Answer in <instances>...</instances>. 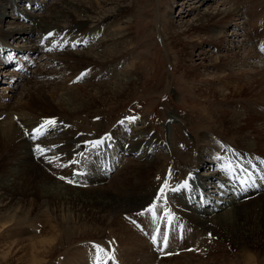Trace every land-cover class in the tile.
Returning <instances> with one entry per match:
<instances>
[{
  "label": "bare ground",
  "instance_id": "1",
  "mask_svg": "<svg viewBox=\"0 0 264 264\" xmlns=\"http://www.w3.org/2000/svg\"><path fill=\"white\" fill-rule=\"evenodd\" d=\"M136 1L55 0L45 7L48 15L29 13V16L25 13L27 9H31V12L34 7L39 9L42 7L41 1L37 3L34 0H23L26 7L25 12H22L15 6L16 0H0V25L2 16H6L9 9V12L18 14L19 19L32 23L16 25L7 30L0 28V65L4 69L9 67L6 70L9 73L5 77L0 76V83L7 80L5 84L2 82L0 89V161H3L0 167V214H6L4 218L0 216V259L5 264H48L44 260L50 256L53 239L40 240L32 237V234L37 232L38 224L48 222L53 214H56L60 223H68L73 214L70 209L100 219L103 223L105 220L106 227L109 226L111 234L116 236L114 238L112 235L111 238L118 243L114 246L117 254L102 255L104 250L98 253L97 245L87 243L88 245L82 244L66 251L63 264H90L94 254H99L100 264H174L184 257V261L180 262L182 264L192 262L190 259L197 254H215V248L224 251L226 243L227 246L230 243L228 248L233 251H241L236 253L241 264H252L255 256L247 254L246 249L249 246L258 247L260 243L264 245V191L229 202L227 194L221 188L215 189L222 193L220 197H212L214 200L211 201L218 210L214 212L205 208L200 211V215L196 214L198 210L191 204L199 202L198 195H193L194 192L190 191L185 197H178L174 191L177 188L180 190L185 181H178L173 188L167 186L164 192L166 197L162 199L160 196L157 199L167 177L162 176L165 170L157 171L160 162L156 163L151 158L150 146L154 141L151 130L142 127L138 121L125 122L126 119H135L134 117L121 118L112 125V130L119 135L121 141L118 150L125 155L132 154L137 157L128 158L133 165L128 168L124 165L117 170L118 176L111 179L115 182L112 187L105 185L97 188V191L82 193L84 188L81 187L88 185L81 183L86 179L87 173L84 171L94 174L90 168V157L96 152V147L92 144L89 146L90 152L84 148L90 142L103 139L107 125L104 112L115 108L123 99L129 97L142 78L146 58L141 52H135L134 20L131 16ZM218 4L213 11H198L195 23L187 24L188 21L185 22L183 18L177 26L165 17L160 21L161 36L166 48L171 52L176 49L180 57L173 65L176 71H181L183 82L191 88L192 92L189 91L188 95L191 96L193 104L189 102L192 106L200 107L201 113H204V121L210 118L208 122L200 125L205 130L200 134V140L207 135L209 142L210 138L216 137L226 141L223 142L225 146H221L223 154L218 155V158L224 160L220 167L217 161L215 167L213 164L214 171L210 166L208 171L193 175L196 170H205L207 165H212L205 158L202 163L196 162L193 169H190L192 166L187 169L192 172L186 180L188 185L192 184L194 190L199 191L197 194L202 196L207 190L203 187L209 183L213 186L210 185L208 189L214 187L216 181L222 184V178L227 181L228 176L223 175L230 167H235L233 169L236 170L238 162L241 163L240 166L252 168L258 166L261 160L264 161V51H261L264 46L257 52L253 45V34L251 37L248 35L253 32L259 38L264 36V29L259 25L263 14L260 15L256 6L248 9L242 7L241 0H222ZM178 13L185 14L186 10L180 6ZM238 19H243V22ZM237 21L243 26L239 25V29L243 30L240 33L242 39H234L238 42L235 45L238 51L227 54L223 44L228 40V34L223 28L227 25L237 26ZM62 22L70 23L69 27L62 26ZM88 22L92 26H87ZM33 23L37 26L34 27ZM35 30L37 34L44 35L41 39L39 37L37 45L34 43L32 46H21L19 42L9 41V38L19 33L31 37ZM57 36L66 37L63 40L68 43V51H58L61 48L49 44ZM203 39L210 41L209 48L200 50L203 52L197 56L198 60L191 59L194 45ZM234 40L231 36L230 41ZM81 42L91 47L82 51H70L71 45L74 47ZM59 44L57 42V46ZM51 49L58 52L51 54ZM37 53L50 60L46 63L51 70L39 69ZM24 58L38 64L36 69V65L30 66L34 68L33 72L36 70L35 73L28 68L31 76L30 73L26 75L10 69L14 60ZM206 58L210 59L209 64ZM54 65L62 70L60 77H57V69L53 72ZM204 65H209L206 70L212 75L197 76L198 68ZM17 89V96L10 93ZM10 96L13 97L11 100ZM46 121H55V125H47ZM42 124V134L36 133L35 129ZM212 141L219 142L214 139ZM144 143L151 145L143 155H136L137 148ZM205 145L207 144H202L201 148H205ZM38 146L45 151H39ZM112 147L115 149L117 146L115 144ZM196 151L198 152L193 156L195 161L196 156L204 152H200L198 147ZM118 156L119 153H113L102 155V158L110 160L112 167L116 161L113 162L114 158L118 159ZM216 158L217 156L214 160ZM72 161H78V164H73ZM105 165L97 166V172ZM143 172L148 174L149 179L155 177L153 182L150 180L153 190H150L152 192L148 195L149 198L144 197L141 192L143 190L137 191L139 185L143 184V178L145 181ZM181 174L184 175L185 172L182 171ZM98 178L93 176L92 180H106ZM69 180L72 183H68ZM169 180L174 183L175 177L170 174ZM143 187L145 189L149 186ZM35 192L38 196L37 203H34ZM98 202L100 205H97ZM27 204L35 209L30 213L35 212L34 215L37 216L31 225H28V216L33 220L31 214L28 215L29 209L20 208ZM151 204L156 206L154 215L146 211ZM161 207L163 210L157 212ZM173 210L181 217L179 220L184 226L189 222L196 228L195 241L198 244L195 247L198 253L183 252L178 256L173 254L162 258L154 251L149 238L144 234L148 230L153 231L157 215L168 218ZM86 211L90 213L87 214ZM200 245L203 249L199 248ZM98 246L100 249H103L101 246L108 248L105 243ZM263 250L264 247L259 250L260 255H257L262 261ZM262 261L259 264H264ZM203 263L202 261L197 264Z\"/></svg>",
  "mask_w": 264,
  "mask_h": 264
},
{
  "label": "rangeland",
  "instance_id": "2",
  "mask_svg": "<svg viewBox=\"0 0 264 264\" xmlns=\"http://www.w3.org/2000/svg\"><path fill=\"white\" fill-rule=\"evenodd\" d=\"M34 1H36L37 3L41 1L40 3L42 5V7H40L39 9H36L34 7L32 12H31V9H27L28 11L25 12L26 6L23 5V3H24L23 0H16L15 6L17 7L18 10H22V12H25L27 15H29V13L30 14H37V15H41V14L48 15V11L45 7L47 6V4H49L50 2H54L55 0H34ZM125 1L128 2L130 0H125ZM220 1H222V0H210L209 2H207L206 0H204L203 2L199 1V0H137L135 3L134 13H132L131 16H132V19L134 20V35H135V41H136L135 42L136 43L135 52H141V54H143V56L146 58V62L144 63L145 66L143 67V70H142V78L140 79V82L137 85V87H135L133 89L134 90L133 93L129 97L123 99L119 104L117 103L118 106H116L113 109H107L106 106L104 107L105 109H107L104 112V120L106 121V124L109 126H111V123H110L111 120L116 121L118 119L120 120L121 118H128V117L133 118L134 117L135 119L136 118L137 119L136 120L135 119H130V120L126 119L125 122L129 121L128 123H134V122L138 121L137 123L138 124L140 123V125L142 127L143 126L148 127L151 130V132H150L151 136L154 137V141L151 142L152 145L150 144L151 145L150 147L153 146V148H151V151H152L151 152V158L154 162H156V161L160 162V166H159L160 169L159 168L157 169L158 172L161 170H165V172H167L169 169L172 168L170 171V174L175 177V181H174L175 184H177L178 181H180V180H181L180 181V183H181L182 181H186L187 179H189L188 177L190 176V174L192 172H190L191 170L187 171V169H189L191 166H192V168H190V169H193L194 168L193 165H196V162L202 163L205 161V158H206L207 161L212 163V161H214V159H213V157H211V155L212 154L217 155L221 149L219 147H213L212 148V146H215V145L212 144L211 141H212V139H216V138H210V142H209L207 135H205V137L201 138V140H200V134H203L204 133L203 131H205L203 129V126H200V125L208 122V120L210 118H207L204 121V119H205L204 115H203L204 113L203 114L201 113L202 111L200 110V107H195L194 105L192 106L193 100L191 99V96L188 95L189 91H191V88H188V85L185 82H183L181 74H180L181 71L180 70L176 71L174 68V65H173V62L174 61L178 62L180 60V57H179L176 49H173L174 51L171 52L166 48L165 43L162 40V36H161L160 21L163 17H165L167 20L170 19L173 22V24L175 26H177V25H179L180 21L183 18V20H185V22L188 21V22H186L187 24H190L193 22L195 23V19H196L195 15L197 14L198 11H202L204 9H208L209 11H213V9L215 7L219 6L218 2H220ZM241 2H242V7L248 9V8H252L253 6H256V9L258 11H260V15L263 14L262 15L263 17L261 18V22L259 23V25L262 26L261 28L263 30L264 29V5H263L264 0H241ZM178 4L179 5L181 4L180 5L181 8L186 10L185 14L184 13H182V14L178 13L179 7H180V6H178ZM8 6L10 7V5H8ZM9 11H11V9H9L5 13L7 17L2 16L0 28H2L3 30H7L9 27H15L16 25H22V24L23 25H28V24L32 25V23H30V22H25V21H23V19L22 20L19 19L17 16L18 14L17 15L14 14L15 12H9ZM10 16H12V17H10ZM79 18H81V15H79ZM107 18L108 17H106V19ZM238 21L243 22V19H238ZM238 21H237V23H238L237 26L227 25L223 28V31L226 34H228L227 35L228 40L226 42H224V44H223V48L227 52V54L238 51V49L235 47V45L238 44V42H236L237 40L242 39L240 33L243 31V30L239 29L240 23ZM33 24H34V27L37 26L35 23H33ZM65 25H67V27H69L70 23L62 22V26H65ZM87 26H92V23L88 22ZM240 26L243 27L242 23ZM86 30L87 29H85V31ZM34 32L35 33H33L31 35V37L28 34H22V33L16 34V35L12 36L11 38H9V41L10 42H13V41L19 42V44L21 46H32V44H34L36 42L38 43V40H40L41 37H44L43 34H41V35L37 34L36 30ZM250 34H248L250 37L253 34V36H252L253 45L256 47L255 48L256 51L259 52V49L264 46V38H263L264 36L262 38H259L258 35H255L253 32H251ZM231 36H232L233 40L236 39V41L235 40L230 41ZM39 37H40V39H39ZM254 37H255V39H254ZM36 39H37V41H35ZM63 39H66V37L65 36H62V37L57 36V39L55 41L50 42L49 44H53L55 46V48H61V50H58V51H68V47H67L68 43H66L65 40H63ZM88 40H89V38L87 40H85L84 42H87ZM260 40H262L263 42L262 41L260 42ZM20 41H22V42H20ZM256 41H258V42H256ZM57 42H60V44L58 46H57ZM84 42L76 44V45H74V47L70 44L72 47V49L70 51H73V50L74 51H82L85 48L91 47V46L85 45ZM208 42H210V41H208L206 39L198 41L197 44L194 45V48L192 49L191 59L198 60L197 56L203 52V51L200 52V50L201 49L203 50L205 48H209ZM37 43H36V45H37ZM255 43H257V45ZM77 46H78V48H77ZM69 49H70V47H69ZM50 51H51V54L58 52V51L55 52L54 49H51ZM239 52L241 53L242 51L239 50ZM37 54H39V53H37ZM45 58L46 57H44L43 54L42 55L39 54V60H40L39 69L51 70V67L48 66V63L50 62V60H47ZM205 60L209 64L210 59L206 58ZM46 62H48V63H46ZM208 66L209 65H207V66L204 65V66H202V68H198V72L196 73V75L199 77L202 74L205 76L206 75H212V73H208L209 71L206 70V68ZM55 67H57V65H54V67L52 68V69H54L53 72L55 71V69H57L56 70V71H58L57 77H60L61 76L60 73H62V70L60 68L58 69V67L57 68H55ZM10 69H11V67H10ZM6 70L7 69H4V68L2 69L0 67V74H1L0 76L1 77H3V76L5 77V74L9 73V71H6ZM31 71L33 72V67L31 68ZM35 71L33 73H35ZM29 75L31 76L32 73H30ZM54 76L56 77V75H54ZM29 79H30V77H28L27 80H29ZM5 81H7V80L4 79V81H1L0 89L3 85L2 82H4V84H5L6 83ZM22 82H21V85L25 81L23 83ZM16 85H19V84H16ZM10 90H12V89H10ZM10 93H12V95L16 94V96H17L19 93V90L18 89H17V91L13 90V92H10ZM7 94H9L8 91H7ZM166 96H167V98H166ZM9 98L11 100L13 97L10 96ZM189 101L192 102V104ZM231 104H234V103H231ZM224 112H226V110H224ZM108 131L109 130H106V131L104 130V133H105L107 138H110V136L107 135V133H106ZM50 133H52V132H50ZM211 134H213V133H210V135ZM211 136L214 137L213 135H211ZM115 138H116V136L113 135L112 139H114L116 141ZM106 140L104 139V143L101 144L99 147H96V150H98L99 152H104L106 150V144H108L110 139L109 140L106 139ZM216 140H218L220 142H226L225 140H222V139H216ZM84 144H86V143H84ZM91 144L92 143H90L88 145V147L89 146L91 147ZM202 144H207V145H205V148H201ZM88 147L86 146L84 149H87L88 152H90V147L89 148ZM197 147H198L200 152H202V151H204V152H202L201 154L196 156L197 159L195 161L193 156L195 153L198 152V151H196ZM78 153H80V152H78ZM201 155L203 157H201ZM129 157L126 158V162L119 168V170L124 165H126L125 167H127V168L129 166L133 165V164H130L131 163L130 161H128ZM115 160H116V158H114L113 162ZM1 161H2V159H1ZM1 161H0V167L3 164V163H1ZM192 163H194V164H192ZM211 163H209V164H211ZM209 168H210V165H207V167L204 168L205 170H200L199 172L203 173L205 171H208ZM43 170L45 171V169H43ZM78 170H80V166H79ZM174 170L179 171V172L176 175H174L173 174ZM48 171H51V170H48ZM182 171L185 172L184 175L181 174ZM117 172H115L112 175V177H110L109 179H106V180H105V178H103V179L98 178L101 180H105V181H100L101 183L98 180L93 181L91 179L90 180L91 184H88L87 186L81 187V188H84L82 193L86 194L88 192L97 191L96 190L97 188L105 186V185H106L105 187H107L109 185L112 187V184L115 183L112 180L116 179V177L118 176V175H116ZM145 173L146 172L142 173L143 176H146L145 181L143 178V182H142L143 184L141 186L139 185V187L137 188V191L143 190L141 192L143 193V195H145L144 197L149 198L148 195H150L151 194L150 192H152L150 190H153V188L151 186H152L153 179L155 177H152V179L151 178L149 179L148 174L145 175ZM162 176L167 177L166 174H163ZM131 183L135 184L134 180L133 181L131 180ZM150 184H151V186H150ZM78 186H81V185H78ZM143 186H149L151 189L149 187H147L148 189L147 188L144 189ZM88 187H90V189H86ZM111 187H109V189ZM140 187H143V188L139 189ZM168 188H170V187H168ZM26 190H24V191H26ZM205 191H207V190H205ZM113 193H115V191ZM33 194H34V203H37L38 202L37 193L35 192ZM205 194L207 195V193H205ZM117 195H118V193H117ZM165 197L166 196L164 194L161 196L162 199ZM31 204H27L24 207H20V208H23L26 210L29 209L28 215L31 214V217H33V220H30V217L28 216V218H29L28 225L29 224L31 225V223L33 224L34 219L37 217L34 215L35 212L30 213L31 210L32 211L35 210V209H33V206H29ZM32 205H34V204H32ZM97 205H100V203L98 202ZM27 206H29V208H26ZM157 210H158L157 212H160L163 209L161 207ZM70 211H72L73 214H72V218L70 219V221L68 223H66L65 221L60 223L56 214H53L50 217L48 222H42V223L38 224L37 232L32 234V237L39 238L40 240L53 239V246L51 249L50 256L47 257L46 260H44L48 264H63V259H64V255H65L66 251L72 249V247H75V246L79 247L82 244L88 245L86 242H82V241L93 240L97 244H99L98 243L99 238H105L107 241L110 239V241H112V242L116 241L114 239V238H116V236L111 234L109 226L106 227L107 222L105 220L103 223L100 219H97V218L94 219L91 216H87L85 214H80L79 211L76 212V211H73L71 209H70ZM86 213L89 214L90 212L86 211ZM77 215L79 218L77 217ZM0 216H1V218H4L6 216V214L1 213ZM4 220L7 221L8 219H4ZM89 220L91 221V223ZM92 222L93 223L97 222V223L93 224ZM99 222H100V224H99ZM112 235L114 238H111ZM20 236H22V235L20 234ZM23 236L27 237L24 234H23ZM16 239H17V237H16ZM102 243H104V242H102ZM109 243H110L109 241H108V243L105 242V244H107V246H108V248H106V249H105V246L104 247L101 246L104 250L102 255H111L112 256L114 254H117V251H115L114 249L116 247V244L118 245V243L114 242V245H111ZM221 244L222 243H219V245L221 247H223V244L222 245ZM229 244L227 246V243H226V247H224V251H222V249L220 250L218 248H215L214 251L217 252L215 254L212 252H210V253L206 252V253H203V255L197 254V255H195V258L190 259L192 262H189V263L194 264L193 262H195V264H197L198 262L203 261L204 262L203 264H207V263L208 264H216V263L217 264H227V263L228 264H235L236 262H238L236 264H241L239 262V259H240L239 256L236 255V253L241 252V251H233L232 249L228 248V247H230ZM110 247H114V248L111 249ZM263 247H264L263 243H260L258 245V247L257 246L256 247L255 246H249L248 249H246L247 254H250V256L253 254L255 256L252 264H256V263L259 264L263 260V259L261 260L260 256H259V258L257 256V255H260V254H258V252ZM107 250H109V251H107ZM219 250H220V253L218 252ZM242 252H244V251H242ZM262 252H264V250ZM204 254L207 255L208 257H205ZM176 255L178 256V254H176ZM234 255H235V257H234ZM211 257H214V258H211ZM162 258H164V257H162ZM165 258H168V257H165ZM226 258L228 260H223ZM184 259L185 258L182 257L181 259H179L180 261H178L177 263H174V264H180V262L182 260L184 261ZM197 259H198V261H197ZM210 259H212V262H214V263H212ZM208 260H210V261H208ZM234 260L236 262H234ZM262 262H264V261H262ZM189 263H182V264H189ZM0 264H5L2 259H0Z\"/></svg>",
  "mask_w": 264,
  "mask_h": 264
},
{
  "label": "snow or ice",
  "instance_id": "3",
  "mask_svg": "<svg viewBox=\"0 0 264 264\" xmlns=\"http://www.w3.org/2000/svg\"><path fill=\"white\" fill-rule=\"evenodd\" d=\"M262 51H264V48H262ZM45 124L54 126L55 125V121H46ZM42 128H44V125L43 124L39 128L35 129V132L36 133H41V129ZM90 143H92V146L93 147H99L101 144L104 143V140L101 139V140L93 141V142H90ZM38 150L41 151L42 153L45 151L44 149L39 148V146H38ZM49 162H51V161H49ZM77 162L78 161H72L71 163L74 164V163H77ZM64 166H67V165H64ZM60 179H65V178L64 177H60ZM67 182L68 183H72L71 180H69ZM167 186H168V183H167V180H165L164 184L160 188V191H159V194H158L157 199H159L160 196H162L164 194L165 189L167 188ZM188 186L189 185H188L187 181H185L180 187L187 188ZM178 190H179V188L174 189V191H178ZM155 207H156L155 204L150 205L149 208L146 209V211H148V212H150V213H152L154 215L155 214ZM161 235L163 236V243L166 246V244H167V236L164 235L163 233H161ZM152 240H153V243H156V237L155 236H153ZM96 248H97L98 253H102L103 252V249H100V247L98 245L96 246ZM97 264H100V261L99 260H98Z\"/></svg>",
  "mask_w": 264,
  "mask_h": 264
}]
</instances>
